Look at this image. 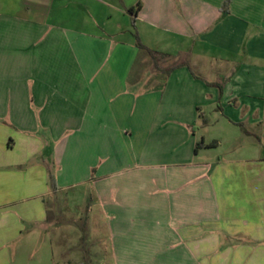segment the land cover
<instances>
[{
    "label": "crops",
    "instance_id": "obj_1",
    "mask_svg": "<svg viewBox=\"0 0 264 264\" xmlns=\"http://www.w3.org/2000/svg\"><path fill=\"white\" fill-rule=\"evenodd\" d=\"M73 219L101 264H264V0H0V264Z\"/></svg>",
    "mask_w": 264,
    "mask_h": 264
},
{
    "label": "rangeland",
    "instance_id": "obj_2",
    "mask_svg": "<svg viewBox=\"0 0 264 264\" xmlns=\"http://www.w3.org/2000/svg\"><path fill=\"white\" fill-rule=\"evenodd\" d=\"M84 205L89 204V199L87 196L84 197ZM85 215V213H81ZM75 220V219H73ZM71 221V220H70ZM77 223L65 224L63 223L61 229L67 231L69 235V242L67 243L66 250L61 254L60 246L56 245L55 248V260L58 264H68L66 261H78L77 264H80L82 261L85 264H101L102 252L99 250V245L92 240L87 239L86 231L84 232L80 224L84 223V219L78 221ZM84 232V233H82ZM71 259V260H70Z\"/></svg>",
    "mask_w": 264,
    "mask_h": 264
},
{
    "label": "trees",
    "instance_id": "obj_3",
    "mask_svg": "<svg viewBox=\"0 0 264 264\" xmlns=\"http://www.w3.org/2000/svg\"><path fill=\"white\" fill-rule=\"evenodd\" d=\"M137 46H138L140 49L145 50V51L151 56V58L153 59V62L155 63V66L158 67V65H157V63H156V58H157L158 53H156V52H154V51H152V50L147 49L146 47H144V46H143L142 44H140L139 42H137ZM179 66H181V65H179ZM179 66H178V67H179ZM174 68H176V67H173L172 69H169L168 71H166V74H169V72L172 71ZM203 146H204V144L201 142V143L197 144L196 149L202 148ZM51 181H52V177H51Z\"/></svg>",
    "mask_w": 264,
    "mask_h": 264
}]
</instances>
